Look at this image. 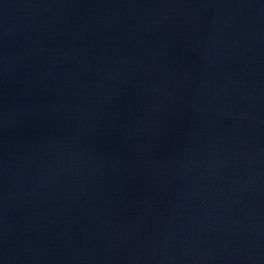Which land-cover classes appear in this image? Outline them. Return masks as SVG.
<instances>
[{
	"label": "water",
	"instance_id": "obj_1",
	"mask_svg": "<svg viewBox=\"0 0 264 264\" xmlns=\"http://www.w3.org/2000/svg\"><path fill=\"white\" fill-rule=\"evenodd\" d=\"M0 264H264V0H0Z\"/></svg>",
	"mask_w": 264,
	"mask_h": 264
}]
</instances>
